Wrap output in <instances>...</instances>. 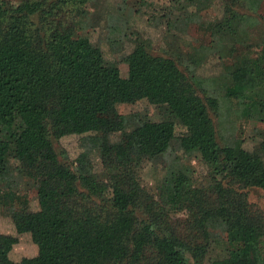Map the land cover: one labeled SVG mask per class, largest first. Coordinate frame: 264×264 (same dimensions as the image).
<instances>
[{
    "label": "trees",
    "instance_id": "obj_1",
    "mask_svg": "<svg viewBox=\"0 0 264 264\" xmlns=\"http://www.w3.org/2000/svg\"><path fill=\"white\" fill-rule=\"evenodd\" d=\"M89 1L0 0V127L17 129L12 141L0 138V208L15 234L28 233L41 251L14 262L0 250V264H264V217L251 214L236 191L264 192V128L249 151L237 135L218 142L211 117L264 124V26L249 14L226 34L219 30L227 17L208 22V35L226 43L223 69L209 77L188 64L182 71L175 57L151 53L134 37L121 76L78 32L85 26L75 32ZM173 3L169 13L186 19L187 6L203 7L196 0ZM140 99L167 106L170 118L132 115L122 145H112L114 105ZM70 134L80 136L82 148L73 165L54 145ZM179 153L196 154L207 168L203 190L191 187ZM10 158L34 189L38 210H47L43 221L36 222L26 193L8 179ZM159 158L163 175L150 196L138 171ZM176 212L186 214L181 227ZM16 241L0 233V246ZM213 246L219 256L209 255Z\"/></svg>",
    "mask_w": 264,
    "mask_h": 264
},
{
    "label": "rangeland",
    "instance_id": "obj_2",
    "mask_svg": "<svg viewBox=\"0 0 264 264\" xmlns=\"http://www.w3.org/2000/svg\"><path fill=\"white\" fill-rule=\"evenodd\" d=\"M12 1V0H11ZM203 7L195 10L194 5L187 6L192 16L186 19L184 13L171 8L176 7L173 0H92L86 4V12L79 16L76 27L85 26V33L89 40L96 44L106 61L113 62L121 76L126 75L124 57L131 51L134 37H140L146 48L154 54L172 55L177 59L178 67L183 71L184 67L192 65L195 74L202 77L218 75L222 71L223 55L226 43L220 36H209L204 26L213 20L223 16L227 17V24L220 30L226 34L233 31L237 24V17L249 14L258 19L264 26V0H259L257 9L256 0H196ZM256 10V13L253 11ZM63 13V12H61ZM76 17V16H75ZM186 21V22H185ZM113 26V28L111 27ZM247 36V35H246ZM250 41V34H248ZM247 36V37H248ZM209 40L211 41L209 43ZM220 50V54L217 51ZM197 95V94H196ZM224 113L226 112L223 110ZM132 115H140L152 121H160L170 118L167 106L153 105L145 99L133 103H117L114 105V115L111 120L112 132L108 136L109 142L114 146L122 145L126 135L133 128ZM220 143L237 135L241 140L242 148L251 151L260 140L264 124L258 121L240 119L238 115L228 116L227 120L220 122L216 116L211 115ZM17 129L0 127V138L12 141ZM183 129L175 127V135L181 134ZM57 150L64 152L67 162L73 165L74 158L82 150L80 136L64 135L55 143ZM183 162L187 163L191 171L193 189L203 190L207 183V168L196 154H180ZM95 170L99 169L97 158L92 157ZM165 158H159L152 162H144L138 171V180L141 187L150 195H155L160 179L163 175ZM10 174L8 179L19 189H23L29 198V209L35 214L36 222L43 221L47 210L40 212L34 195V189L24 185L25 178L15 171L13 160L9 159ZM27 189V190H26ZM245 201L246 208L251 214L264 217V192L255 187L236 188ZM197 196L208 198L207 194L197 191ZM181 227L185 212H176L172 215ZM182 221V222H179ZM0 233L15 236L16 243L3 244L0 250L14 262L28 261L37 258L40 247L31 241L28 233L15 234L11 224L9 213L0 208ZM221 254L219 247H211L209 255L212 257Z\"/></svg>",
    "mask_w": 264,
    "mask_h": 264
}]
</instances>
